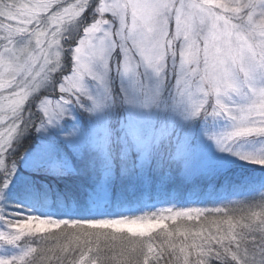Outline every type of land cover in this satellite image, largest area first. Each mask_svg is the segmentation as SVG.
<instances>
[{"label":"snow or ice","instance_id":"6c2138e0","mask_svg":"<svg viewBox=\"0 0 264 264\" xmlns=\"http://www.w3.org/2000/svg\"><path fill=\"white\" fill-rule=\"evenodd\" d=\"M70 32L80 34L65 72ZM74 112L94 120L89 134ZM209 118L227 121L203 130L217 152L264 170V0H0V200L33 133V171L58 181L79 178L85 162L94 171L90 153L102 158L90 213L109 206L107 180L161 154L185 180L222 182L220 163L196 142L195 122ZM60 146L66 155H56ZM30 186L66 207L77 200ZM225 187L121 204L99 218L0 214V264H264V184L252 201Z\"/></svg>","mask_w":264,"mask_h":264},{"label":"rangeland","instance_id":"374dc122","mask_svg":"<svg viewBox=\"0 0 264 264\" xmlns=\"http://www.w3.org/2000/svg\"><path fill=\"white\" fill-rule=\"evenodd\" d=\"M79 32H70L66 35H68L70 38L64 40L62 43L65 46V72L70 71L71 68V57H70V51L71 48L75 45L76 40L78 39ZM59 75V74H57ZM113 85L115 90L118 92L120 89V79L119 77H115V74H113ZM87 85L90 89V91L95 95L97 93V87L95 81L89 80L87 81ZM43 95V91L41 93ZM75 121L80 126V128L84 131V133L87 135L90 133V131L94 127V120L90 119L87 114H82L80 112H74ZM186 125L188 127H193L191 122H186ZM227 121L223 120H216L213 121L211 118L208 119V121L203 120H197L194 125L195 134H196V142L200 146V150L204 158L212 161L219 162L222 168L223 176L227 175L229 171L232 169V167H246L250 169V172L248 173L247 180L256 181L254 183L261 182L264 184V170H261L258 165H252L249 163H246L245 161L239 160L233 156H230L227 153H219L215 149V145L212 141L207 140V138L203 135V130L207 129L208 131L213 130H219L224 127H226ZM70 126V122H66L65 127ZM28 139H31V142L27 145V148H29V151L27 153L23 154L22 159V169L24 172L20 170V168L17 166V176L13 178V182L9 185V188L5 194V197L3 200H0V214L4 215L7 219L12 218H20L18 216H15L16 213H21L23 215H26L22 213V211L15 206L12 201H15V199H19V196L25 197L23 200V203L26 202L29 198L28 194L29 192H37L35 187H32L30 185L35 186V180L32 178L34 175L43 174L45 172L42 171H33V165H32V158L39 152L40 146H41V139L38 134L33 133L30 136L24 137L21 141L20 146L23 144L24 141H27ZM67 154V149L64 146H60L56 150L57 156H62ZM88 160H93L96 162V168L94 171L87 170L86 162L79 164V167H84L85 172L84 175H87L90 177L91 182L95 183L97 185L98 182L101 181V174L104 168L103 160L98 156L97 153L93 152L88 155ZM74 163L76 161L74 160ZM194 164L198 166V161H194ZM151 165V164H150ZM144 167L141 169H138L136 173H134L130 177H126V182L117 183V177L114 175L111 179L107 180L105 182L104 187V194L107 197L108 201H110L109 206L106 209H103L98 212H105L107 210H110L112 208L113 200H114V191H118L119 194L125 193L127 195H143V198L146 199L147 197V170L150 167ZM179 172V170H178ZM262 175V176H260ZM178 180L180 182V185L185 186H192L194 187V193H199L204 191V187L209 186L211 187L209 189V192L205 195L206 197L210 194H215L216 191L213 189L216 182H209L208 180L201 179L198 177L193 178L192 180H185L181 174H177ZM231 182L233 185L232 191L233 193L240 192L241 186L244 182V179H240L237 175L234 178V180H226L222 183L220 192L226 191V185ZM124 186H127L126 188ZM96 188V186H95ZM28 192V193H27ZM27 193V196H26ZM204 196V197H205ZM27 197V199H26ZM192 197V196H191ZM241 197V195H240ZM258 198V193L256 192H247L246 195H243L242 198ZM207 203V201H205ZM140 203H137L134 205L133 208H136ZM97 213V212H96ZM5 226L0 223V229H3Z\"/></svg>","mask_w":264,"mask_h":264},{"label":"trees","instance_id":"16d2710c","mask_svg":"<svg viewBox=\"0 0 264 264\" xmlns=\"http://www.w3.org/2000/svg\"><path fill=\"white\" fill-rule=\"evenodd\" d=\"M31 142V139L24 141L23 144L17 151V155L24 154L29 151L27 145ZM22 172V159L18 162L17 165ZM178 167L172 168L171 171L168 169L167 158L165 156L158 155L151 163L150 167L147 170V197L143 198V195L133 194L127 195L125 193L119 194L116 190L114 191V200L112 208L105 212L90 213L88 211L86 201L92 195L96 189L95 183L91 182V179L87 175H81L79 178L73 180L59 179L56 176H51L48 173L34 175L32 178L35 180V186L45 185L55 191L56 195H64L69 197H76L77 200H74L69 206H64L62 204L54 202L52 199L45 198L40 195L39 192H29L28 200L23 203L25 197L19 196V199H15L12 203L17 206L22 213L26 215H40L42 217H50L54 219H65V218H99L101 215L109 214H118L122 211L120 205L124 204L131 208L135 204L148 201L150 198L152 200H157L161 197H174L182 200H189L193 197L199 196L204 198V196L209 192L211 187H204V191L199 193H194V187L180 185L177 174ZM250 169L246 167H232L227 175L224 176L222 182H216L214 190L216 191L215 195H226L227 191L220 192L221 185L226 180H234L236 175L240 179H244V182L241 186L240 192L233 193L231 189V194L233 199L252 201L253 197L242 198L243 195H246L247 192H256L260 188L261 182L254 183L256 181L247 180L249 178L248 173ZM167 173V175H165ZM117 177V183L123 184L126 182L125 177H120L118 172L115 174ZM262 176V175H260ZM46 177V178H45ZM124 185V184H123ZM125 188L127 186H124ZM28 193V192H27ZM26 193V196H27ZM241 195V197H240ZM192 196V197H191ZM206 197V196H205ZM27 199V197H26Z\"/></svg>","mask_w":264,"mask_h":264}]
</instances>
